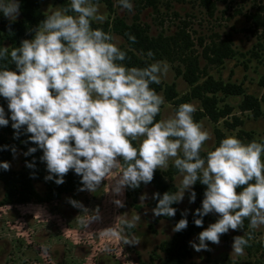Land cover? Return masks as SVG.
Returning <instances> with one entry per match:
<instances>
[{
	"label": "clouds",
	"instance_id": "1",
	"mask_svg": "<svg viewBox=\"0 0 264 264\" xmlns=\"http://www.w3.org/2000/svg\"><path fill=\"white\" fill-rule=\"evenodd\" d=\"M116 4L128 11L133 8L131 0ZM18 12L19 0H0V15L11 21ZM105 20L96 0H68L48 11L30 39L10 49L0 46V61L5 62L0 63V97L9 110L6 118L0 107V126L10 120L14 136L22 128L31 134L28 140L35 147L23 154L42 150L45 180L61 184L71 169L80 177L78 190L95 192L102 179L114 178L112 202L117 207H123L116 197L125 187L148 184L155 169L166 171L171 165L179 176L175 191L153 192L152 214L174 216L171 205L183 199L185 190L189 203L193 202L191 186L199 181L206 187L200 207L193 210L194 225H202L206 214L218 215L189 245L197 252L208 250L206 241L218 244L220 235L242 227L247 218L249 231L234 236L231 243V253L242 255L253 238L252 230L264 227V136L244 142L225 134L218 144L205 148L210 134L193 119L197 109L190 102L155 119L164 97L150 84L160 83L168 63L154 60L143 67L125 66L126 53L111 32L92 26ZM126 35L135 41L134 35ZM146 55L153 53L149 50ZM7 62L14 63L16 70L7 68ZM11 151L15 154L14 146ZM26 166L34 165L26 162ZM8 167L7 161H0V169ZM238 186H242L239 192ZM145 196L142 193L140 199ZM68 202L83 208L71 198ZM84 211L87 215L78 220L83 229L100 219L98 209ZM186 212L172 226L173 232L186 228ZM138 223L140 216L132 211L115 217L104 232L120 244L135 245L140 238L131 230ZM102 250H110L108 242Z\"/></svg>",
	"mask_w": 264,
	"mask_h": 264
},
{
	"label": "rangeland",
	"instance_id": "2",
	"mask_svg": "<svg viewBox=\"0 0 264 264\" xmlns=\"http://www.w3.org/2000/svg\"><path fill=\"white\" fill-rule=\"evenodd\" d=\"M108 1L110 4L105 0L97 1L106 20L103 24L93 22L92 26L111 32L114 42L126 53L122 63L128 67H143L154 60H163L169 65L160 83L150 84L164 97L159 119L171 115L178 106L174 100L181 99L207 74L241 83L248 93L258 96L262 93L259 78L264 72V28H255L250 16L261 12L258 6L264 0H214L212 14L200 0H160L157 12L151 8L138 11L132 0L131 11L121 9L116 0ZM67 3L68 0H19V12L14 20L0 15V46L10 49L19 46L21 40L30 39L50 9ZM126 33L134 35L135 41H129ZM149 50L152 57L146 55ZM252 50L256 51V56ZM6 67L16 70L12 62H7ZM223 99L235 106L232 114L241 117L243 125L227 129L223 120L216 122L206 115L197 119L200 102L189 101L197 109L193 119L210 134L205 148L216 144L217 132L239 138L237 133L243 129L252 132L255 138L264 136V118L255 119L249 112L241 113L236 107L240 96ZM0 107L8 118L7 101L3 97H0ZM14 131L10 120L8 125L0 126V161L9 163L7 170L0 169V264H162L161 248L173 237L174 222L152 214L153 185L143 184L136 194L133 189L127 194L125 187L122 195L116 197L123 201V207H117L112 202L114 178L102 179L95 192L78 190L80 177L71 169L64 174L61 184L45 180L47 169L40 160L42 150L37 148L24 155L28 147H35L28 140L31 134L22 128L14 136ZM13 146L15 154L11 151ZM26 162L34 166L28 167ZM155 170L175 191L179 179L175 169L169 165L166 171ZM107 187L109 191L105 192ZM142 193L146 194L143 200L140 199ZM69 198L78 201L83 208L72 206ZM177 207L181 213L187 209L186 215L193 211L194 204L189 203L187 190ZM97 209L100 219L83 229L78 220L87 215L84 210L91 213ZM132 211L140 216V223L131 230L140 238L137 244H120L115 237L105 234L104 229L113 224L115 217ZM217 215L207 214L204 228L214 222ZM248 231V226L229 229L220 235L218 244L206 241L208 250L200 252L194 251L188 243L189 251L182 258V264H264V245L261 244L264 227L252 230L253 238L242 255L231 253L233 237ZM198 233L191 235L188 242L195 241ZM105 242L109 251L102 250Z\"/></svg>",
	"mask_w": 264,
	"mask_h": 264
},
{
	"label": "trees",
	"instance_id": "3",
	"mask_svg": "<svg viewBox=\"0 0 264 264\" xmlns=\"http://www.w3.org/2000/svg\"><path fill=\"white\" fill-rule=\"evenodd\" d=\"M99 0H96V2ZM107 4H110L108 0H105ZM134 7L141 11L145 8H151L154 12L158 11V6L160 0H132ZM177 2H182L184 0H175ZM200 3L206 8L209 14L213 13V8L215 6L214 0H200ZM258 8L261 9V12H254L250 18L252 19L253 25L255 28H264V2L262 5H259ZM110 9V5H108ZM251 53L256 56L257 53L255 50H252ZM259 85L262 88V93L260 96L248 93L246 88L243 87L241 83L224 81L221 77H214L212 74H207L204 79L200 82L195 83L190 87V91L185 93L181 99L176 98L175 105H179L182 102H189L192 99H196L200 102V107L197 110L196 116L197 119L203 116H208L209 119L213 121L223 120L225 127L227 129H234L238 125H243L244 120L236 115H233L232 112L235 106L225 102L223 97L228 96H240L241 100L237 104L238 110L243 112H249V114L257 118H264V72L259 78ZM220 103V104H219ZM175 106V107H176ZM159 113L155 119H159ZM195 116V117H196ZM229 117V118H228ZM224 133L217 132L216 135V144L224 136ZM237 135L241 138L242 141L247 142L255 137L250 131H245L239 129ZM245 137V138H243ZM215 144V145H216ZM204 152H201L203 155ZM153 185L155 192L162 194L165 191H172L168 183H164L162 176H159L158 171L154 170L153 177L150 183ZM143 187L141 183L138 187L129 188L126 187L127 194L131 193L133 189L136 194L138 190ZM205 185L199 183V181L193 184L192 190L195 192V200L193 201L194 207L193 210L200 207V202L203 198V191ZM242 186H238L235 191H240ZM154 207L156 200L153 202ZM176 209L174 216L166 217L167 220L173 221L174 224L181 218V212L178 210L177 203L171 205ZM187 220V226L181 231L175 232L170 241H167L162 245L161 250L164 252V257L161 260L162 264H182V258L188 253V239L191 235L198 233L204 228L205 221L207 220V214L202 217V225L196 226L193 223V211L189 215H185ZM248 225L247 218H245L243 226L241 228L246 229Z\"/></svg>",
	"mask_w": 264,
	"mask_h": 264
}]
</instances>
